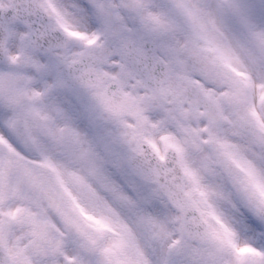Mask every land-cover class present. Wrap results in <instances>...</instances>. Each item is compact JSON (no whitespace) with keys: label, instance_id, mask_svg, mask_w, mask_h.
<instances>
[{"label":"snow or ice","instance_id":"6c2138e0","mask_svg":"<svg viewBox=\"0 0 264 264\" xmlns=\"http://www.w3.org/2000/svg\"><path fill=\"white\" fill-rule=\"evenodd\" d=\"M0 264H264V0H0Z\"/></svg>","mask_w":264,"mask_h":264}]
</instances>
